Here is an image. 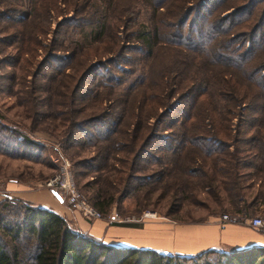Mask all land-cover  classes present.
Masks as SVG:
<instances>
[{
  "label": "rangeland",
  "instance_id": "rangeland-1",
  "mask_svg": "<svg viewBox=\"0 0 264 264\" xmlns=\"http://www.w3.org/2000/svg\"><path fill=\"white\" fill-rule=\"evenodd\" d=\"M102 11L103 28L97 21ZM28 14L29 19L17 23ZM140 29L157 32L152 56L136 38ZM224 38L232 39L242 60L264 64V0H0V196L9 181L46 190L42 183L65 161L85 200L92 192L87 185L103 180L107 170L123 178L130 173V195L108 214L118 215L124 224L142 227L151 217L173 228L241 221L223 191L199 186L196 178L202 168L218 169L211 158L204 165L192 153L171 160L160 151L179 139V123L199 99L190 92L202 80L214 81L217 71L224 70L228 84L244 91L231 67L234 58L224 51L226 42L215 44ZM162 79L171 92H152L147 106L172 107L156 106L153 115H159L153 119L136 107L145 96L139 89ZM180 86L183 94L178 96ZM244 92L250 98L256 90ZM203 99L196 101L202 103L200 111L211 106ZM247 102L233 108L221 105L230 112L223 114L227 120L210 115L209 122H194L192 134L207 133L197 127H208L213 119L231 136H254L262 118L246 110ZM256 104L255 110L262 106L260 100ZM121 128L120 136L111 135L119 138V148L101 142L105 130ZM239 130L241 134L235 133ZM229 146H221L224 151L217 158L225 159L222 152H231ZM219 164L227 172L228 166ZM243 172L257 188L255 179L249 182L252 174ZM225 174L209 173L215 184ZM139 184L145 187L134 191ZM146 189L147 206L140 211ZM251 218L238 224L249 225ZM101 221L111 225L105 216Z\"/></svg>",
  "mask_w": 264,
  "mask_h": 264
},
{
  "label": "trees",
  "instance_id": "trees-1",
  "mask_svg": "<svg viewBox=\"0 0 264 264\" xmlns=\"http://www.w3.org/2000/svg\"><path fill=\"white\" fill-rule=\"evenodd\" d=\"M106 1L114 2V0ZM98 15L97 21L100 22L99 26L103 28L106 23V14L102 11ZM30 17L31 14H28L25 18L18 20L17 23L24 22ZM225 33L222 32V34ZM157 37V32L152 35L145 29L138 30L136 35L141 46L148 47L149 56L154 55L155 48L158 46L155 43ZM231 38L215 41V44L226 42L223 45L224 51L227 55H232L231 58H234L231 62V67L236 75L242 79L243 90L251 94L254 90L256 92L249 98V94L244 91L240 92V88L232 86L231 83L228 84L224 70L217 71L214 81L206 82L202 80L201 84L190 93H193L199 99L204 97L203 100H207L211 106L200 111L201 109L198 108H200L202 103L196 102L199 100L196 98L190 107L193 114L183 117L179 123L178 129L180 131L176 135V138L179 139L171 140L176 144L160 151L163 152L166 158L168 157L171 160H176L180 155L183 157L192 153L195 158L199 157L200 163L204 165L206 158H211L212 165L217 166L218 169L214 168L211 170L209 168L208 170L201 167L202 170L198 172V175L194 174L197 175L196 179H198L199 186L206 188L213 185V191H216L215 189L223 191L232 203L233 212L240 215L243 219H248L256 214L259 215V213L264 214V64L259 66L251 65L250 62L242 60L240 57L241 53L236 51V46ZM224 54H221V56L227 57ZM204 77H206V74H204ZM143 84L139 90L144 92L145 96L138 101L136 107L140 106L141 113H146L147 116L156 119L159 115L158 111L153 115V112H156V106L160 109L172 106L169 104H157L156 106L148 107L147 103L153 97L152 92L154 91L171 92L170 84H168L166 79L159 80L154 84V87L146 83ZM211 85H218V90L216 89L217 86L212 88ZM182 87L180 86L178 88L179 92H176L178 96L183 94L181 89L184 87ZM259 100L262 102V106L259 105L255 110V107H257L255 101L258 102ZM244 101H248L246 110L254 111V113H257L256 117L262 118L258 120L259 122L257 121V125H261V127L254 136L253 134L239 138L231 136L226 129L217 128L213 119L208 123V127L205 126L206 124L197 127L198 130L200 129L203 132L207 130V133L192 134L193 132L191 131L197 126V124L194 125V122L201 121L203 118L209 120L208 117L214 114L217 116L216 119L227 120L223 114L230 112L224 110L223 107L233 108L236 105L238 107V103H243ZM253 103L254 105L251 106ZM208 120L207 122H209ZM115 130H105L99 138L101 142L110 143L111 146L117 149L120 147L116 145L119 142V138L114 136H120L123 133V128L119 129V131ZM241 131L239 130L235 133L241 134ZM244 133H246L245 130ZM205 134L207 138L203 137ZM111 135L114 136L111 137ZM219 135L224 137L226 141L222 140ZM127 142L129 147L134 146L131 141ZM64 143L66 141H62V144ZM228 143L230 144L229 147H232V151L222 152L225 159L217 158L221 154L220 152L224 151L220 147L224 146L226 148ZM124 150L131 151L130 149ZM249 157H253V161L249 160ZM219 163H224V165L228 166L227 172H224L222 169L223 165ZM130 169L132 170V167ZM247 170L249 171L247 173L253 176V178L250 177L249 182L255 179L257 188H252L247 183L248 174L243 172ZM209 173L214 175L219 173L223 176L226 173V179L215 184V179L210 177ZM115 175L107 170L103 180H96L87 185L92 192L88 197L85 196L86 200L102 217L108 215L114 207L119 209L118 204L131 193L130 173L125 178L120 174L119 176ZM156 179L154 178L153 181ZM131 180L134 181V179ZM135 181L143 182V180L137 179ZM214 184L218 186L215 187ZM143 186L145 187V185L139 184L133 190L137 191ZM148 192L149 190L146 189L142 193L144 200L143 205L138 203L139 209L140 206H147ZM142 210L140 209V211ZM243 219L239 221L242 222ZM110 226L141 228V226L136 224L124 223L111 224ZM0 264H264V247L254 246L240 250L210 249L196 255L184 256L161 254L152 249L107 245L72 229L62 217L50 210L32 206L20 199H10L1 196Z\"/></svg>",
  "mask_w": 264,
  "mask_h": 264
},
{
  "label": "crops",
  "instance_id": "crops-1",
  "mask_svg": "<svg viewBox=\"0 0 264 264\" xmlns=\"http://www.w3.org/2000/svg\"><path fill=\"white\" fill-rule=\"evenodd\" d=\"M4 189L9 197L50 210L62 217L72 229L107 245L145 248L161 254L184 256L196 255L210 249L240 250L254 246L264 247V229L252 228L247 223L232 222L222 227L211 223L173 228L168 221L151 217L149 220L153 221L141 228L108 226L101 220L90 221L82 218L60 196V201L55 199L49 190L24 189L15 181H9ZM5 194L1 196L8 197Z\"/></svg>",
  "mask_w": 264,
  "mask_h": 264
},
{
  "label": "built area",
  "instance_id": "built-area-1",
  "mask_svg": "<svg viewBox=\"0 0 264 264\" xmlns=\"http://www.w3.org/2000/svg\"><path fill=\"white\" fill-rule=\"evenodd\" d=\"M42 186L46 190L56 191L66 204L76 211L82 218L90 221L102 219V215L93 208L75 188L67 162L63 161L57 172L44 181ZM146 216H148V214ZM105 217L108 224H120L124 221L115 214L106 215ZM249 226L252 228L264 229V214L251 218Z\"/></svg>",
  "mask_w": 264,
  "mask_h": 264
},
{
  "label": "water",
  "instance_id": "water-1",
  "mask_svg": "<svg viewBox=\"0 0 264 264\" xmlns=\"http://www.w3.org/2000/svg\"><path fill=\"white\" fill-rule=\"evenodd\" d=\"M50 193H51V195H52L55 199H57L58 201L61 200L60 197H59V194H58L56 191H54V190H50Z\"/></svg>",
  "mask_w": 264,
  "mask_h": 264
}]
</instances>
